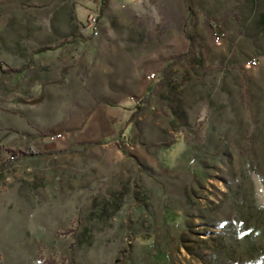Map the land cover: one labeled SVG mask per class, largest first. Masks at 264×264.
Here are the masks:
<instances>
[{
    "label": "rangeland",
    "instance_id": "1",
    "mask_svg": "<svg viewBox=\"0 0 264 264\" xmlns=\"http://www.w3.org/2000/svg\"><path fill=\"white\" fill-rule=\"evenodd\" d=\"M256 2L210 4L243 5L251 17L254 6H264ZM107 17L93 31L88 22L83 30L67 19H44L39 10L0 13V66L6 70L23 68L39 48L70 43L33 58L21 83L0 74L6 123L22 119L15 95L30 97L40 83L57 80L70 52L86 54L69 102L98 98L102 86L89 77L108 76L111 69L93 62H108L110 55L98 60L93 53L128 50V26L113 28ZM197 32L203 38H146L150 51L179 50L184 42L190 53L164 69L165 76L181 72L182 82L154 83L128 132L119 134V123L109 126L108 137L81 138L55 161L6 154L7 177L19 170L20 179L37 180L30 206L38 215L27 230L38 228L39 214L51 205L55 235L37 251H1L2 264H40L38 257L51 256L65 264H264V26ZM216 36H222L218 43ZM250 60L254 67L247 66ZM46 91L50 100L68 102L66 88ZM39 129L42 139L54 133Z\"/></svg>",
    "mask_w": 264,
    "mask_h": 264
},
{
    "label": "crops",
    "instance_id": "2",
    "mask_svg": "<svg viewBox=\"0 0 264 264\" xmlns=\"http://www.w3.org/2000/svg\"><path fill=\"white\" fill-rule=\"evenodd\" d=\"M126 1L128 4L124 3V0H0V13L39 10L44 12V19L57 20L61 22L60 24L67 19L73 26L79 25L83 30H86L87 18L95 16L94 13L97 10H101L98 24L103 22L105 24L109 15L113 28L128 26L127 51L93 53V58L98 60L110 55L108 62L102 64L93 62L100 67L108 65L111 69L108 76L104 73L100 78L101 75H99L100 80L97 75L93 78L89 77L92 85L99 83L102 86L98 88L97 99L85 98L84 102L78 105L69 102L70 97L74 96L71 91L75 89L72 77L78 76L85 67L81 59L86 53L76 51L69 53L70 56L67 59L71 61L61 69V71L66 70L62 86L48 85L56 82L60 74L54 82L40 83L37 86L38 91L40 86L48 85L44 89L45 99L41 105L19 106L22 119L12 117V120L7 123L4 116L0 115V252L20 250L22 246L23 249L37 251L41 245L51 243L55 235L53 233L55 215L51 205L48 212L39 214L38 220L41 216L43 221H39L38 228L36 229L34 225L33 230L32 228L27 230V226L30 225L28 220L37 218L38 215L35 208L30 206L31 202L35 203L34 199L37 197L38 191L33 189L37 180L35 178L20 179L19 170L16 171L17 174L7 177L3 167L6 154H10V151H31L35 155L16 156V158L46 157L50 161H55L62 154L67 153L81 138H106L109 136V126L115 127L118 123L121 124V129L128 113L113 109L111 106H128L133 104V101L138 103L148 98L154 83L161 85L162 88L165 84L170 86L180 84L181 72L174 69L165 76L164 69L172 60L188 55L190 53L188 46L183 42L178 47L179 50L175 48L167 53L158 50L150 51L146 38H203L197 32L199 27H244L252 22L254 26H264L263 4L254 6L250 17L243 5L241 8H222L220 5L210 4L211 0H189L187 7L184 0ZM253 2L257 3L256 0ZM65 47L41 55L55 54ZM31 54L28 57V60L31 58L28 69L32 66L33 58L41 56L31 57ZM25 78L24 74L23 77L16 79L21 83ZM52 86L68 90L67 103L65 100L54 102L48 98L46 90ZM38 117L41 118L42 125L38 122ZM49 120L55 121L56 125L48 126ZM82 127L85 129L81 130ZM37 128H40L41 133L54 132L48 136L61 134L63 140L51 143L47 140L48 136L42 139ZM43 198L45 202L48 200L51 204L48 195ZM23 218L28 219L23 220ZM2 261L0 253V264Z\"/></svg>",
    "mask_w": 264,
    "mask_h": 264
},
{
    "label": "trees",
    "instance_id": "3",
    "mask_svg": "<svg viewBox=\"0 0 264 264\" xmlns=\"http://www.w3.org/2000/svg\"><path fill=\"white\" fill-rule=\"evenodd\" d=\"M186 7L188 6V2L189 0H184ZM95 16H90L87 20V22L89 21L90 18L94 17L95 21L98 22L100 15H101V10H97L95 13ZM70 43L67 42H62L60 44H58L57 46L54 47H45V48H41L38 49L37 51L33 52L31 54V57L35 56V55H41V54H45L48 52H52V51H56V50H60L61 48L65 47L66 45H69ZM31 64V58L28 60V63L23 66V68L21 69H4L2 66H0V74L3 76H7V75H12L13 77H23V75L25 74L26 70L28 69V67ZM66 75V70L63 69L60 72V77L59 79L52 83V84H48V85H56V86H62L63 82L62 80L64 79ZM48 85H42L40 86V88L38 89V91H36L35 95H32L30 97H23L22 95H15V101L16 104L18 106H22V107H37L39 105H41L44 102L45 99V94H44V89L46 86ZM148 98H144L141 101V104L136 103V104H130L128 106H111V108L113 109H118L123 111L124 113H128L130 112L129 118L127 117L123 123V127L121 129V131L119 132V134H124L126 132H128V127H130L132 125V123L134 122V120L137 119L138 117V111L141 110V106L146 104ZM135 109L133 112L131 109ZM11 155H13V157L16 156H30V155H35L33 152H13L10 151L9 152ZM38 261L40 264H65L64 261L62 260H58L55 257H47V258H42V257H38Z\"/></svg>",
    "mask_w": 264,
    "mask_h": 264
},
{
    "label": "built area",
    "instance_id": "4",
    "mask_svg": "<svg viewBox=\"0 0 264 264\" xmlns=\"http://www.w3.org/2000/svg\"><path fill=\"white\" fill-rule=\"evenodd\" d=\"M89 25L91 26L92 30L95 31L96 30V27H97V24L98 22L95 21L94 17L90 18L89 21H88ZM96 34V33H95ZM219 38H222V36H216V43L219 42ZM256 65L255 61L254 60H250L248 63H247V66L248 67H254ZM62 139V135L61 134H56V135H51V136H48L47 137V140L51 143L53 142H56V141H59Z\"/></svg>",
    "mask_w": 264,
    "mask_h": 264
}]
</instances>
